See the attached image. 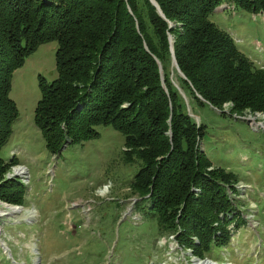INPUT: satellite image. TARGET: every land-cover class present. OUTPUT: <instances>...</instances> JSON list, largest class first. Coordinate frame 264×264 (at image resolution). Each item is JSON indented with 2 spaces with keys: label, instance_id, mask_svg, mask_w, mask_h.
<instances>
[{
  "label": "trees",
  "instance_id": "1",
  "mask_svg": "<svg viewBox=\"0 0 264 264\" xmlns=\"http://www.w3.org/2000/svg\"><path fill=\"white\" fill-rule=\"evenodd\" d=\"M153 1L161 14L150 0H0V148L17 115L8 96L12 71L55 40L56 77H37L32 118L45 148L55 154L65 140L94 138L99 124L121 133V158L136 164L129 190L143 216L154 218L158 235H173L177 248L202 258L228 247L227 223L240 216L226 193L236 192V176L208 169L198 149L206 124L196 109L264 111V67L208 19L224 0ZM226 1L264 13V0ZM16 163L0 157V200L11 204L21 203L24 186L2 175Z\"/></svg>",
  "mask_w": 264,
  "mask_h": 264
},
{
  "label": "rangeland",
  "instance_id": "2",
  "mask_svg": "<svg viewBox=\"0 0 264 264\" xmlns=\"http://www.w3.org/2000/svg\"><path fill=\"white\" fill-rule=\"evenodd\" d=\"M224 1L208 19L228 32L253 64L264 67V13ZM55 48V40L38 44L11 73L8 96L17 115L0 157L13 156L17 163L2 178H18L24 193L20 204L0 200L21 209L0 212V264H264V111L228 116L196 109L206 124L198 149L209 159L208 169L218 166L236 176V192L226 187V193L240 216L227 223L228 247L197 258L177 248L173 235H158L154 218H145L143 205H136L127 180L136 164L121 158V133L99 124L94 138L65 143L55 154L45 148L32 118L37 77L46 82L56 77ZM231 105L224 102L223 111ZM19 166L24 172L15 175ZM22 209L33 210V216Z\"/></svg>",
  "mask_w": 264,
  "mask_h": 264
},
{
  "label": "bare ground",
  "instance_id": "3",
  "mask_svg": "<svg viewBox=\"0 0 264 264\" xmlns=\"http://www.w3.org/2000/svg\"><path fill=\"white\" fill-rule=\"evenodd\" d=\"M14 172H15L14 173L15 175L16 174L20 175V174H22L24 172V169H23V167L19 166V167L15 168ZM22 210H24V213L27 214V216H33V213H34L33 210H31V209H27V210L26 209H22ZM18 211H21V209L13 208L10 205H6V204L0 202V212L1 213H4L5 215H7V214L18 212ZM196 264H212V263L211 262L209 263L208 261L199 262L197 260Z\"/></svg>",
  "mask_w": 264,
  "mask_h": 264
},
{
  "label": "water",
  "instance_id": "4",
  "mask_svg": "<svg viewBox=\"0 0 264 264\" xmlns=\"http://www.w3.org/2000/svg\"><path fill=\"white\" fill-rule=\"evenodd\" d=\"M153 4H154V6L156 7V10H157V12L159 13V14H161L160 13V10H159V8H158V6L156 5V3L153 1V0H150ZM168 41H169V43L171 42V38H170V36L168 35ZM169 50H170V54H171V64L174 66V68H175V70L177 71V73L180 75V76H182L181 75V73L179 72V70H178V67L176 66V63H175V61H174V58H173V55H172V48H171V45H169ZM159 71H160V67H159ZM191 115V114H190ZM240 118H243V119H245L246 121H248V119L249 118H247V117H240ZM67 142V140H65L63 143H62V145L60 146V148H59V150L64 146V144ZM58 150V151H59Z\"/></svg>",
  "mask_w": 264,
  "mask_h": 264
}]
</instances>
